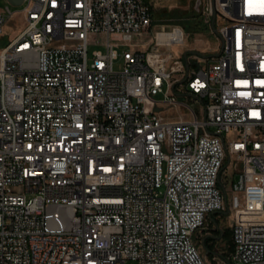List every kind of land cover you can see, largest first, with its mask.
<instances>
[{
	"label": "built area",
	"instance_id": "built-area-1",
	"mask_svg": "<svg viewBox=\"0 0 264 264\" xmlns=\"http://www.w3.org/2000/svg\"><path fill=\"white\" fill-rule=\"evenodd\" d=\"M14 7L0 11V264H207L201 231L226 210L227 264H264V0H215L204 69L162 50L185 33H152L147 0Z\"/></svg>",
	"mask_w": 264,
	"mask_h": 264
},
{
	"label": "rangeland",
	"instance_id": "rangeland-1",
	"mask_svg": "<svg viewBox=\"0 0 264 264\" xmlns=\"http://www.w3.org/2000/svg\"><path fill=\"white\" fill-rule=\"evenodd\" d=\"M196 1L197 0H147L153 17L151 28L152 33L160 29H169L172 26H180L185 33V39L181 45L168 46L162 50L164 52L172 53L174 58H180V56H183L185 52H187L188 55H195L199 68L204 69L207 61H209L215 54H218L221 49L220 40L217 37V30L224 22L219 20L217 17L213 23L212 18H204L201 14V10L204 9L207 2L206 0H201L202 4L200 11H195ZM7 5H9L12 9H16L7 0H0V11ZM17 21L19 25L22 26V19L18 18ZM97 40V44H94L91 41L88 44V60L91 59L93 51L105 50L103 45L104 38H102V36H98ZM5 44V40L0 41V47ZM121 67L122 65L120 61L114 63L115 70H120ZM162 97L163 95H159L157 96V99H162ZM162 108H164V114L170 120H177L180 116L184 117V119H190V114L183 108H169L167 106H163ZM195 109L200 111V104H197ZM199 118H201L200 114ZM231 166V163L228 164L223 171V175L229 179L227 188L230 183L236 179L235 176H233ZM215 215L217 214L212 215L210 217L211 220H208L209 222L207 221L204 224V228L201 231L203 239L201 243H198V249L200 255L206 260L207 264H227L224 256L226 257L229 255L228 244H226L218 234L211 233L214 238L207 243L211 245L210 249L213 251V254H210L206 250L203 243L205 237L209 233L208 229H214V219L216 220V227L219 226L220 228H223V230L230 228L231 213L228 212V210L222 212L217 217ZM230 264L236 263L231 262Z\"/></svg>",
	"mask_w": 264,
	"mask_h": 264
},
{
	"label": "crops",
	"instance_id": "crops-1",
	"mask_svg": "<svg viewBox=\"0 0 264 264\" xmlns=\"http://www.w3.org/2000/svg\"><path fill=\"white\" fill-rule=\"evenodd\" d=\"M212 24V23H211ZM213 57H215V56H212V58ZM216 217L218 216V214L217 215H215ZM211 220V219H210ZM213 224H216V220L214 219V221H213ZM217 225H219V224H217ZM220 230H223V228H220L219 226H218V228H217V230H215V229H208V231H209V233L207 234V236H212L211 235V233H216V234H218L219 235V237L222 239V240H224L225 241V243L226 244H228V251H229V255L228 256H226L225 258H229V256L231 255V253H232V251H233V245H232V241H231V232H230V235L227 237H223V235H221V233H220ZM229 230H230V228H229Z\"/></svg>",
	"mask_w": 264,
	"mask_h": 264
},
{
	"label": "water",
	"instance_id": "water-1",
	"mask_svg": "<svg viewBox=\"0 0 264 264\" xmlns=\"http://www.w3.org/2000/svg\"><path fill=\"white\" fill-rule=\"evenodd\" d=\"M11 5L13 6H18L21 4V2L23 0H7ZM200 0H197L196 3H199ZM210 3H211V8H212V23L213 21L215 20L216 18V9H215V0H210ZM194 54V53H192ZM186 55H187V52L184 53V60H186ZM218 54H215L214 56H217Z\"/></svg>",
	"mask_w": 264,
	"mask_h": 264
},
{
	"label": "trees",
	"instance_id": "trees-1",
	"mask_svg": "<svg viewBox=\"0 0 264 264\" xmlns=\"http://www.w3.org/2000/svg\"><path fill=\"white\" fill-rule=\"evenodd\" d=\"M217 230V229H215ZM220 233L221 235H223V237H228L230 235V230L229 229H226V230H220ZM214 236H206L205 239H204V246L206 247V250L210 253V254H213V251L210 249L211 245L207 244L209 241L213 240ZM224 259L226 261H228L227 258H225L224 256Z\"/></svg>",
	"mask_w": 264,
	"mask_h": 264
},
{
	"label": "flooded vegetation",
	"instance_id": "flooded-vegetation-1",
	"mask_svg": "<svg viewBox=\"0 0 264 264\" xmlns=\"http://www.w3.org/2000/svg\"><path fill=\"white\" fill-rule=\"evenodd\" d=\"M201 0H200V2L199 3H196L195 2V11H200V9H201Z\"/></svg>",
	"mask_w": 264,
	"mask_h": 264
},
{
	"label": "bare ground",
	"instance_id": "bare-ground-1",
	"mask_svg": "<svg viewBox=\"0 0 264 264\" xmlns=\"http://www.w3.org/2000/svg\"><path fill=\"white\" fill-rule=\"evenodd\" d=\"M22 2H25V0H23ZM169 35H166V34H159L158 35V37H159V39L160 40H162V39H164V38H166V37H168Z\"/></svg>",
	"mask_w": 264,
	"mask_h": 264
}]
</instances>
